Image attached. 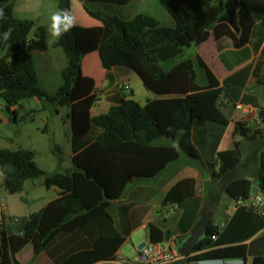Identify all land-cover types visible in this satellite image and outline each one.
<instances>
[{
    "label": "trees",
    "instance_id": "16d2710c",
    "mask_svg": "<svg viewBox=\"0 0 264 264\" xmlns=\"http://www.w3.org/2000/svg\"><path fill=\"white\" fill-rule=\"evenodd\" d=\"M13 1L0 0L6 15L0 32L9 33L7 39L0 37V102L12 109L15 119L21 101L32 97L69 107L72 167L45 171L32 150L0 148V171L8 193L21 192L27 179H41L46 187L56 185L63 191L34 215L1 217L0 264H21L16 254L26 244L32 246V258L45 253L51 264L115 260L141 219L122 203L130 181L157 177L170 163L183 159L199 171L200 154L193 140L207 134L215 143L219 140L230 122L222 112L226 102L257 107L264 123V107L255 94L246 93L249 74L256 85L264 84V7H251L244 0H232L228 6L214 0H157L174 22L166 26L146 13L122 19L94 5H126L130 0H82L85 14L99 24L83 25L76 34L70 30L55 40L66 65L60 70L61 84L47 95L39 86L30 53L46 49L45 28L37 26L34 38H28L34 22L15 18ZM56 2L57 9L71 11V0ZM205 29H211L216 40L228 36L234 48L251 42L253 51H259L255 63L219 80L193 46ZM91 53H96L106 78L111 77V68L133 71L146 89L162 97L141 104L125 92L106 112L91 114L98 100L95 80L82 69L83 59ZM208 123L218 125L216 136ZM248 132L246 123L234 121L233 138L248 139ZM261 145L264 141L252 144L246 156L236 139L231 148L217 150L202 195L196 193L193 177L180 178L165 191L161 204L180 209L179 242L201 210L215 212L223 193L234 202L247 199L254 186L264 194ZM256 162L252 174H244ZM20 232L22 236L17 235ZM147 233L151 242L171 237L169 229L154 223H148ZM248 257L250 264H264V209L235 204L222 225L211 219L192 253L176 264L213 259H241L245 264Z\"/></svg>",
    "mask_w": 264,
    "mask_h": 264
},
{
    "label": "rangeland",
    "instance_id": "374dc122",
    "mask_svg": "<svg viewBox=\"0 0 264 264\" xmlns=\"http://www.w3.org/2000/svg\"><path fill=\"white\" fill-rule=\"evenodd\" d=\"M225 3L227 6L232 0H214V2ZM251 5H263L264 0H245ZM73 15L76 18V24L79 25L85 21L82 18L81 13L88 17L82 9L81 0H73ZM98 9L117 15L122 19H130L137 13H146L155 17L162 25L174 26V22L171 17L160 6L157 0H130L126 5H117L111 3H95ZM57 10L56 0H14L13 1V16L20 19H30L34 22V27L28 33V38H34L35 29L37 26H44L46 32L47 47L45 50H31L35 67L38 75V83L40 88L47 94H54L57 87L61 84L62 79L60 76V70L66 65V58L61 48L54 45L56 38L52 37L49 32L50 14ZM72 31V30H71ZM73 34L76 32L72 31ZM90 57V58H88ZM211 60V59H208ZM216 68V66H214ZM83 71L85 73H92V76L97 79L99 85V78H103V70L101 69L96 54H90L83 60ZM117 70H114L116 73ZM221 71L222 68H221ZM264 77V71L262 74ZM132 86V92L126 93L127 98H133L139 103H145L149 94H154L146 89L135 74L130 79ZM250 84L252 81L250 80ZM99 87V86H98ZM96 88V92H100L101 88ZM121 86L118 88L119 90ZM254 92L264 107V85L260 88H255ZM97 105V104H96ZM105 105H102L99 109H93L94 113L102 112L105 110ZM69 107L67 106H54L48 99L42 97H32L21 101V107L18 109V113L15 119L12 109L8 110L4 105L0 107V148H25L34 152V160L38 167L45 171L60 170L66 171L72 167L71 163V143H70V120L68 117ZM244 123H248L249 129L248 139H243L239 135L233 138L231 131L233 130V123L229 124L226 128L224 135L221 138L219 149L231 148L233 140L241 142L244 149V154L250 152L251 145L264 141V123L261 117L256 113L255 117H251L248 120H242ZM230 136V137H229ZM230 141V142H229ZM260 151L264 150V145H261ZM182 166H190L194 168V165L188 164L186 159L181 162L170 163L167 168L162 171L157 177L144 180H132L128 183L126 191L123 195L122 203L132 206L135 212H139L146 205V209L149 210V220L153 219V223L161 225L163 208L161 204L162 192L153 193L149 204L140 201L139 192L132 194V187L136 184L147 183L150 185L166 186L172 180V177L178 172ZM257 166L250 164L244 171V174L251 175L252 169ZM199 172L202 173V166L200 164ZM196 169V168H195ZM197 170V169H196ZM1 172V171H0ZM41 179H27L24 182L21 192L10 194L6 191L3 185V180L0 179V217H18L21 215L28 216L32 212L39 210L43 206L46 200L52 199L56 196L54 190L47 189L44 186L36 187V183ZM63 192V191H61ZM251 195L254 198L261 200L260 207L264 208V194L259 192L256 187H252ZM234 203V202H233ZM218 208V207H217ZM209 211L208 208H204V213ZM154 217L157 219L154 221ZM218 217L223 219L226 216L222 215L217 209L212 215V220H217ZM168 225H170L171 237L176 242L180 241L181 236L176 235L178 232L176 227V217L168 218ZM151 223V222H148ZM147 226L144 224L135 228L131 235H129L124 243L121 245L119 253L115 259L125 258L132 260L136 255V247L143 241H147L148 233ZM169 239V238H167ZM32 252V246L30 244L25 245L18 253L17 258L22 264H32L34 258L29 257ZM176 264V262L170 263ZM188 264H197V262H191ZM227 264H243L241 260H230Z\"/></svg>",
    "mask_w": 264,
    "mask_h": 264
},
{
    "label": "crops",
    "instance_id": "0c3cea01",
    "mask_svg": "<svg viewBox=\"0 0 264 264\" xmlns=\"http://www.w3.org/2000/svg\"><path fill=\"white\" fill-rule=\"evenodd\" d=\"M73 5H74V2H73V0H71V12H72V14H73V10H74ZM248 5L251 7H264V4L263 5L248 4ZM12 11H13V8H12ZM81 15H82V18L85 22L82 23L80 26L75 25L74 27H72L71 28L72 31L74 29V31L77 33L79 31V29L81 28V26H83V25H98L99 24L96 20L91 19L89 17H86L83 13H81ZM208 30L210 31V35L208 36V38L204 42L200 43V45H198L196 47V52L202 57V59L205 61V63L208 65V67L212 70L214 75L219 80H222L224 77H226L227 75H229L230 73H232L233 71H235L236 69L242 67L243 65H245L247 63H253V64L255 63V61L259 55V51H257V52L253 51L251 42L246 43L241 48H234L232 45V41L228 36L222 35L216 40L212 34V30L211 29H208ZM251 40H253V38ZM263 44H264V42L262 43V45ZM91 54H96V53H91ZM220 55H222L223 58H221ZM208 59H211V60H208ZM214 66H216V68H214ZM221 68L223 71H221ZM82 69H83V62H82ZM114 70H117L116 73H114ZM83 73L86 75L92 76V73H88V72L85 73L84 71H83ZM109 73H111V77L108 79L104 75L105 71H103V78L102 79L99 78V80H98L99 85L97 84V79H95L92 76L95 80V93H96V96L98 98V100H97L98 102H97V105H93L91 107V114H97V113H94L93 109H99L102 105H105L106 108L104 111L98 112V113L106 112L108 110L109 106L111 104L115 103V101L122 96L121 94L125 93L121 88H120L121 90L118 89L120 86L127 84L130 88V91L131 92L133 91L132 86L129 82L130 79L132 78V75H135V73L133 71L123 69V68H111L109 70ZM250 80L252 81V84H250ZM246 85L249 88L248 90H246V93L255 94L257 97L258 103L261 106L262 103H261L260 99L258 98L257 94L254 92V90L257 87L261 88L264 84L256 85L254 82V77L251 74H249V76L247 78ZM97 87L101 88L100 92H96ZM153 94H154V96H152V94H149L148 98L162 97V96L157 95L155 93H153ZM257 110H258L257 107H255L251 104L242 103L240 101L226 102L224 104V106L222 107V112L229 119L230 125H231V123H233V121L248 120V119H251V117H255ZM228 125L224 128L223 132L220 135L219 140L216 143L213 140L214 137L210 134L204 135L200 138L193 140L194 149L197 150L200 154V161L199 162L202 166V170H203L202 173H200L198 170H196L193 167L182 166L179 168L178 172L172 177V180H170V182L168 184H166L165 187L162 186L159 188L158 186L155 187L154 185H150L147 183L136 184V185H134V187H132L133 188L131 191L132 194H137L139 192V196H136V198H139L140 201H142V202L144 201V202H146V204H149L148 201L150 200L153 193H157L158 191L162 192V195H161V198H162L165 191L174 182H176L177 180H179L180 178H183V177H193L195 179L196 193L202 195L203 194V188H204L203 187L204 182L208 179L210 169H211L213 162H214V159H215V152L217 150H220L219 144H220L221 138L224 135V132H225L226 128L228 127ZM247 125H248V123H247ZM206 126H208V129H214V131L216 132L214 136H216L217 131L219 129L218 125L215 123H208ZM231 134H232V131H231L230 135ZM35 186L36 187L44 186L48 190L49 189L54 190L56 193L55 197L62 194V192H61L62 189L59 186L51 185L49 187H46L42 183V180L39 181L38 183H36ZM125 191H126V189H125ZM49 200H51V199H49ZM49 200H46L44 202L43 206ZM233 202L234 201L230 197H228L226 194L223 193L220 197V201H219L217 210L222 215L229 217L232 215V213L235 209V204ZM43 206H41V208ZM130 207L132 208V206H130ZM146 207L147 206L144 205L143 209L138 212L139 216H141V219H140V224L137 227H139L141 224L142 225H144V224L148 225V222L153 223V219L149 220L150 214H149V210H147ZM263 209L264 208H261V207L259 208V210H263ZM37 211L38 210L32 212L30 215H34L35 212H37ZM162 212H163V216H162L163 221H162L161 225H158V224H156V225H158L163 230H165V229L170 230L171 228H170V225H168V223H169L168 218L171 216L172 217L174 216V217H176V220H177V217L180 213V209H178L176 207V205L168 204V205L164 206ZM21 216H24V215H21ZM156 219H157V217H154V221ZM213 222L222 225L224 222V219L221 217H218L217 220H215ZM131 233H130V235H131ZM176 235H179V233L177 232ZM119 250H120V248L118 249V251L116 253V257L119 253ZM31 255H32V252L29 254V257H31ZM16 257H17V254H16ZM115 260L99 261V262H96L94 264H116ZM230 260H241V259L202 260L200 262H197V264H227V262ZM191 262H196V261H189L186 264L191 263ZM242 263L244 264L243 261H242ZM32 264H51V263H50L49 259L47 258V256L45 255V253H40L34 258V261L32 262ZM245 264H250V257H248L246 259Z\"/></svg>",
    "mask_w": 264,
    "mask_h": 264
},
{
    "label": "built area",
    "instance_id": "2783aa9c",
    "mask_svg": "<svg viewBox=\"0 0 264 264\" xmlns=\"http://www.w3.org/2000/svg\"><path fill=\"white\" fill-rule=\"evenodd\" d=\"M121 89L126 93L130 92V88L127 84L122 85ZM97 102L98 101H96L94 105H96ZM2 105L3 103L0 102V107ZM234 204L254 206L259 209L261 200L259 199V197L254 198L252 195H250L247 199L238 200L234 202ZM141 226L143 227L144 225L141 224ZM143 242L144 244L140 248H138V246L136 247V255L132 260L120 258V259H116L115 263L116 264H170L184 258L177 251V242L172 238L164 239L158 242H151L147 238V241H143Z\"/></svg>",
    "mask_w": 264,
    "mask_h": 264
},
{
    "label": "water",
    "instance_id": "95a60500",
    "mask_svg": "<svg viewBox=\"0 0 264 264\" xmlns=\"http://www.w3.org/2000/svg\"><path fill=\"white\" fill-rule=\"evenodd\" d=\"M210 35V31L205 29L200 35H197L193 40V46L197 47L200 43L204 42L208 36ZM239 135L236 136L238 139ZM213 211H207L204 213V209L200 211L197 220L194 225L191 227L190 231L186 235V237L177 244V251L183 256L186 257L192 253L195 244L198 240L204 235L207 225L210 223ZM144 242H141L138 245L140 248ZM196 262H200L202 260H195Z\"/></svg>",
    "mask_w": 264,
    "mask_h": 264
},
{
    "label": "clouds",
    "instance_id": "9594fccd",
    "mask_svg": "<svg viewBox=\"0 0 264 264\" xmlns=\"http://www.w3.org/2000/svg\"><path fill=\"white\" fill-rule=\"evenodd\" d=\"M6 19L5 12L3 8H0V22H3ZM76 24V18L72 12L68 9H57L50 14V25L49 32L52 37L59 39L65 33L69 32L72 27ZM9 33L0 32V37L7 39ZM10 170V166H7ZM6 178L3 172H0V179ZM17 235L22 236L23 233H17Z\"/></svg>",
    "mask_w": 264,
    "mask_h": 264
},
{
    "label": "bare ground",
    "instance_id": "6f19581e",
    "mask_svg": "<svg viewBox=\"0 0 264 264\" xmlns=\"http://www.w3.org/2000/svg\"><path fill=\"white\" fill-rule=\"evenodd\" d=\"M88 58H90V57H88Z\"/></svg>",
    "mask_w": 264,
    "mask_h": 264
}]
</instances>
